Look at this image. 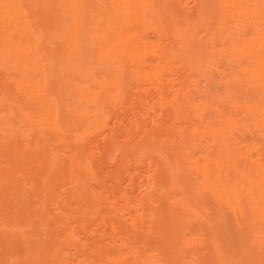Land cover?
<instances>
[{"label":"bare ground","instance_id":"6f19581e","mask_svg":"<svg viewBox=\"0 0 264 264\" xmlns=\"http://www.w3.org/2000/svg\"><path fill=\"white\" fill-rule=\"evenodd\" d=\"M0 264H264V0H0Z\"/></svg>","mask_w":264,"mask_h":264}]
</instances>
